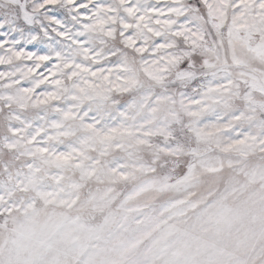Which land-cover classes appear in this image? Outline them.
<instances>
[{"label": "rangeland", "instance_id": "374dc122", "mask_svg": "<svg viewBox=\"0 0 264 264\" xmlns=\"http://www.w3.org/2000/svg\"><path fill=\"white\" fill-rule=\"evenodd\" d=\"M41 3L0 0V264H264V0Z\"/></svg>", "mask_w": 264, "mask_h": 264}, {"label": "snow or ice", "instance_id": "6c2138e0", "mask_svg": "<svg viewBox=\"0 0 264 264\" xmlns=\"http://www.w3.org/2000/svg\"><path fill=\"white\" fill-rule=\"evenodd\" d=\"M70 3H75V0H69ZM59 3V0H42L41 6L42 7H48V6H53L54 7V12H53V19L56 20L57 17L61 14V10L57 7H55ZM82 7H87L86 3L77 5V10H79ZM132 11V9H129ZM150 11H157L156 9H151ZM3 41H0L2 43ZM30 48L35 49L37 45L35 43L29 45Z\"/></svg>", "mask_w": 264, "mask_h": 264}]
</instances>
